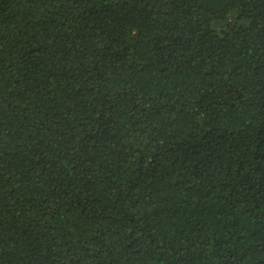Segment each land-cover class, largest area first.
I'll use <instances>...</instances> for the list:
<instances>
[{
    "label": "trees",
    "instance_id": "trees-1",
    "mask_svg": "<svg viewBox=\"0 0 264 264\" xmlns=\"http://www.w3.org/2000/svg\"><path fill=\"white\" fill-rule=\"evenodd\" d=\"M0 264H264V0H0Z\"/></svg>",
    "mask_w": 264,
    "mask_h": 264
}]
</instances>
